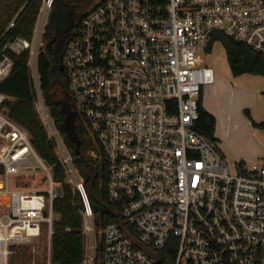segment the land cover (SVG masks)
Listing matches in <instances>:
<instances>
[{
    "label": "built area",
    "instance_id": "obj_1",
    "mask_svg": "<svg viewBox=\"0 0 264 264\" xmlns=\"http://www.w3.org/2000/svg\"><path fill=\"white\" fill-rule=\"evenodd\" d=\"M52 2L42 0L31 39L0 41V83L9 53L28 50L37 111L82 200V264H264V163L237 162L232 171L195 129L202 90L216 78L201 53L221 31L264 54V0H98L86 10L60 64L72 107L108 165V202L118 216L99 230L40 89L37 56ZM9 99L0 92V264H13L19 247L42 236L45 264H55L60 184L7 114ZM19 175L34 178L15 187Z\"/></svg>",
    "mask_w": 264,
    "mask_h": 264
},
{
    "label": "trees",
    "instance_id": "obj_2",
    "mask_svg": "<svg viewBox=\"0 0 264 264\" xmlns=\"http://www.w3.org/2000/svg\"><path fill=\"white\" fill-rule=\"evenodd\" d=\"M55 1L53 0L52 6ZM60 1L67 11L68 17L66 16L67 20L65 21L67 29L64 36L60 37L59 33H56L52 21H47L43 33V46L37 56V72L42 98L83 181L93 209L94 226L96 230H99L107 222L115 220L118 216L116 205L108 202V165L102 149L89 134L80 114H77L75 121L76 130L81 139L80 153L78 156H74V144L68 139L62 128L65 117L63 102L68 98L72 104V100L66 73L59 69L64 44L71 35L75 34L79 20L86 10L98 0ZM41 2L42 0H0V41H10L16 37L31 39ZM62 16L65 17V15ZM12 20H14V25L7 29ZM214 38L206 53L211 51L213 42L220 39L233 76L249 73L264 77L263 53L253 50L244 42L238 41L221 31L215 32ZM57 44L60 45L59 49H57ZM28 54V50L9 53L12 58V67L9 75L0 83V92L5 93L10 98L6 102L7 114L28 132L34 149L51 167L52 177L62 189L61 194L56 196L53 201V208L58 217L53 224L51 236V260L55 264H82L85 252L80 212L82 200L78 190L65 182L63 166L54 153L55 140L48 137L37 111L32 74L27 63ZM198 110L199 117L195 122V129L213 145L215 141V117L204 108L201 98L199 99ZM245 113L254 127L264 128V122L252 120L247 109H245ZM28 176H16L17 180L13 182V186H29L31 182L27 180ZM95 202L101 203L102 210L94 207ZM100 250L101 243L97 246V251ZM18 251H20L21 257L27 253V249L24 247H19Z\"/></svg>",
    "mask_w": 264,
    "mask_h": 264
},
{
    "label": "rangeland",
    "instance_id": "obj_3",
    "mask_svg": "<svg viewBox=\"0 0 264 264\" xmlns=\"http://www.w3.org/2000/svg\"><path fill=\"white\" fill-rule=\"evenodd\" d=\"M56 14L60 15V20H63L64 22L67 20L68 16L66 8L60 0H56L54 2L47 15V21L51 20L54 24V27L57 28L56 33H59L58 30L61 27L57 22ZM62 15H65V17ZM201 54L203 55L206 64H209L213 67L216 75H221L223 78H227L231 83H226V85H224L222 88L221 94L219 95L218 90H213V93H211L213 96H211L209 99L216 114L214 130L215 141L213 146L222 154V156L229 163L232 171H234L238 160V154L233 153V151L239 152L242 155H245L247 151H251V149L249 150L247 148V142L248 139L250 140V137L249 134H247L245 131H242L241 129L234 130V127L230 125L228 115L230 117L232 116L233 121L235 120L236 122L240 121L245 116L247 117L245 109H243L245 105H242L244 99L242 88L249 89L251 91H257L256 103L258 112L260 114H264V77L245 73L242 76L244 83L233 81V75L230 71L226 52L220 39H217L213 42L211 51L209 53ZM246 79H250V81H245ZM232 83L235 85H232ZM228 123L229 127L227 130ZM216 126L218 131L217 134ZM31 159L35 165H39L34 157H31ZM245 162L247 166L251 165L247 160H245ZM262 162L264 163V160ZM33 178L34 177L28 176L27 180L31 182ZM23 181L26 182L24 179ZM94 207L99 210H102L103 208L100 202H95ZM24 248L27 249L26 255L24 254V256L21 257L20 251H18V253L13 258V264H31L33 261H35L36 264H45V262L48 260L47 256L49 246L47 237L42 236L40 239L33 241V243L24 246ZM96 264H101L100 258H96Z\"/></svg>",
    "mask_w": 264,
    "mask_h": 264
},
{
    "label": "crops",
    "instance_id": "obj_4",
    "mask_svg": "<svg viewBox=\"0 0 264 264\" xmlns=\"http://www.w3.org/2000/svg\"><path fill=\"white\" fill-rule=\"evenodd\" d=\"M209 65V64H208ZM212 67V66H211ZM215 71V70H214ZM231 71V70H230ZM232 74V73H231ZM245 74V73H244ZM233 76L232 80L237 81L238 83H244L243 75ZM216 75V74H215ZM245 81H250V79H246ZM226 83H230L227 78H223L221 75H216L215 81L213 84L206 85L201 94V103L206 110L211 112L214 117H216L215 110L212 108V104L210 103V97L213 96V90H218L219 94L222 92V88ZM231 84V83H230ZM232 85H235L232 83ZM241 88V87H240ZM244 89V90H243ZM242 92L244 95L242 105H245L243 109H247L249 111L250 117L252 120L256 122H264V114H260L258 112V107L256 103V93L257 91H251L249 89L242 88ZM217 96V95H216ZM230 118V119H229ZM228 120H230V125H232L235 129H241L249 134L250 140L248 139V149L251 151H247L245 155L240 154L239 152L233 151V153H237V162H241L246 165L245 160H247L250 164L254 162L263 163L264 160V128L254 127L251 123L250 118L245 116L240 121H233V117L228 115ZM229 127V123L227 124V130ZM217 126H216V134H217Z\"/></svg>",
    "mask_w": 264,
    "mask_h": 264
},
{
    "label": "water",
    "instance_id": "obj_5",
    "mask_svg": "<svg viewBox=\"0 0 264 264\" xmlns=\"http://www.w3.org/2000/svg\"><path fill=\"white\" fill-rule=\"evenodd\" d=\"M60 15L56 14L57 22L59 23V36H61L67 29V26L65 25L66 22L59 19ZM61 18V17H60ZM63 21V22H62ZM63 23V25H62ZM63 26V27H62ZM57 31V28H56ZM58 45V44H57ZM60 45L57 46V49H59ZM59 69L62 70L61 64L59 65ZM63 112L65 113L64 122L62 124V128L65 132V135L68 137V139L74 144V156H78L80 153V145H81V139L78 136L77 130H76V116L77 113L75 109H73L72 104L70 103V100L66 98L63 102ZM57 192L61 193L62 189L60 186H57Z\"/></svg>",
    "mask_w": 264,
    "mask_h": 264
},
{
    "label": "flooded vegetation",
    "instance_id": "obj_6",
    "mask_svg": "<svg viewBox=\"0 0 264 264\" xmlns=\"http://www.w3.org/2000/svg\"><path fill=\"white\" fill-rule=\"evenodd\" d=\"M65 33V32H64ZM64 33L60 36V37H63L64 36Z\"/></svg>",
    "mask_w": 264,
    "mask_h": 264
}]
</instances>
